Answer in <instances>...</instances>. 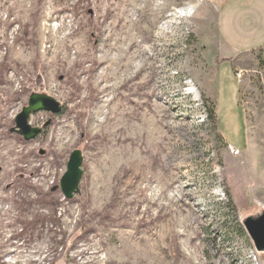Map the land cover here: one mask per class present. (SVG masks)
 Here are the masks:
<instances>
[{"label": "rangeland", "instance_id": "374dc122", "mask_svg": "<svg viewBox=\"0 0 264 264\" xmlns=\"http://www.w3.org/2000/svg\"><path fill=\"white\" fill-rule=\"evenodd\" d=\"M223 1L0 0V264H264V48L223 58L264 0ZM35 91L63 108L25 139Z\"/></svg>", "mask_w": 264, "mask_h": 264}, {"label": "water", "instance_id": "95a60500", "mask_svg": "<svg viewBox=\"0 0 264 264\" xmlns=\"http://www.w3.org/2000/svg\"><path fill=\"white\" fill-rule=\"evenodd\" d=\"M62 108L63 103L53 95L46 92H32L27 104L16 115L15 126L11 129L23 135L25 139H32L42 132L51 119L46 120L41 126L33 125L29 120L31 113L39 110L59 113ZM40 152L44 153L45 151L42 149ZM82 162V150L80 148L73 149L67 162V168L60 178V188L66 198L73 197L80 190L79 184L83 173ZM244 225L256 248L264 251V209L256 216H247L244 219Z\"/></svg>", "mask_w": 264, "mask_h": 264}, {"label": "crops", "instance_id": "0c3cea01", "mask_svg": "<svg viewBox=\"0 0 264 264\" xmlns=\"http://www.w3.org/2000/svg\"><path fill=\"white\" fill-rule=\"evenodd\" d=\"M233 1L234 0H224L219 6V11H217V17L219 16L220 18L223 9L228 5L230 6L229 12L230 13L234 12L236 10V9L234 10V8L236 5L238 6V4H234ZM254 9L255 10L253 11L251 15L246 16V28L245 29H242V30L236 29L237 25H234L233 33L231 30L229 31L230 36H232L233 38L239 41L238 46H241L239 47L240 50H236V53L228 55L223 58H233L243 52H248V51H253L255 49L264 48V5L256 7ZM216 71H217L216 65L211 67V78L217 79ZM233 80L235 82L234 88L236 90L235 101L237 102L238 105H240V102L238 100L239 98H238V90H237V87H238L237 81L235 78H233ZM202 85L204 87L205 92L209 96L214 97L215 105H216V93L214 90L215 85L207 84L206 82L202 83Z\"/></svg>", "mask_w": 264, "mask_h": 264}, {"label": "trees", "instance_id": "16d2710c", "mask_svg": "<svg viewBox=\"0 0 264 264\" xmlns=\"http://www.w3.org/2000/svg\"><path fill=\"white\" fill-rule=\"evenodd\" d=\"M209 115H210L212 120L217 121V123H218V117H217V112L216 111L210 110Z\"/></svg>", "mask_w": 264, "mask_h": 264}, {"label": "built area", "instance_id": "2783aa9c", "mask_svg": "<svg viewBox=\"0 0 264 264\" xmlns=\"http://www.w3.org/2000/svg\"><path fill=\"white\" fill-rule=\"evenodd\" d=\"M236 75H237V77L241 78V77L243 76V73H242L241 71H238V72L236 73Z\"/></svg>", "mask_w": 264, "mask_h": 264}]
</instances>
